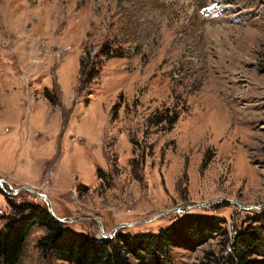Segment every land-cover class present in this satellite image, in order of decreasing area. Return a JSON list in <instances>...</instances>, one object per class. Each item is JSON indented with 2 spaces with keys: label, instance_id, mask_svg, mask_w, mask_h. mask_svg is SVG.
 <instances>
[{
  "label": "rangeland",
  "instance_id": "obj_1",
  "mask_svg": "<svg viewBox=\"0 0 264 264\" xmlns=\"http://www.w3.org/2000/svg\"><path fill=\"white\" fill-rule=\"evenodd\" d=\"M0 178V230L12 202L46 206L27 186L67 237L215 215L225 236L182 233L162 264L224 258L248 226L264 257V0H0ZM45 232L16 264H71Z\"/></svg>",
  "mask_w": 264,
  "mask_h": 264
},
{
  "label": "trees",
  "instance_id": "obj_2",
  "mask_svg": "<svg viewBox=\"0 0 264 264\" xmlns=\"http://www.w3.org/2000/svg\"><path fill=\"white\" fill-rule=\"evenodd\" d=\"M158 119L162 121L164 117ZM12 208L16 214L26 212L27 215L20 220L7 221L0 230V264H16L26 236L35 224L46 230L38 241L42 252L56 253L71 264H132L130 257L141 261L144 254L150 257L152 264H162L167 260L164 257L167 249L177 243L182 233L187 235L181 245L190 241L202 242L214 234H227L222 217L190 214L156 233H117L97 241L87 235L67 237L63 222L53 218L46 206L39 203L12 202ZM261 242L260 232L248 226L233 235L230 251L224 258L206 251L200 264H264V257L258 252Z\"/></svg>",
  "mask_w": 264,
  "mask_h": 264
},
{
  "label": "water",
  "instance_id": "obj_3",
  "mask_svg": "<svg viewBox=\"0 0 264 264\" xmlns=\"http://www.w3.org/2000/svg\"><path fill=\"white\" fill-rule=\"evenodd\" d=\"M2 182H3V179L0 178V188H1V190H2L3 192H5V193H8V194H9V193H12V192H9V191H7V190H5V189L3 188V186L1 185ZM24 189L27 190V191H29L30 193L34 194L36 197L42 199V200L46 203V208H47L48 213H49L53 218H55V219H56L57 221H59V222H65V221H66L65 219L60 218V217H57V216L55 215V213L53 212V209H52V205H51L50 200L48 199V197H47L43 192H40V191L34 190V189H32L31 187H27V186H25ZM217 201H220V200H215V201H211V202H201V203H197V204H185V205H183L182 207H183L184 209H189V208H193V207H200V206H204V205L214 204V203L217 202ZM228 201H229V202H232V203H234V204H236L237 206L242 207L240 204H238L237 202H235V201H233V200H228ZM261 206H262V205H260L259 207H261ZM248 207H250V206H245V208H248ZM180 209H181V207H175V208L169 209V210H167V211H165V212H163V213L170 212V211H179ZM160 215H161V214H160ZM155 217H156V216H155ZM91 219H94V220L99 224L100 231H101V234H102L103 238L108 239V238L113 237V234H114L113 232L105 233V232L103 231V226H102L101 222H100L97 218H91ZM126 225H128V224H126V223L120 224V225L116 226L113 230L115 231V230H117L119 227H121V226H126Z\"/></svg>",
  "mask_w": 264,
  "mask_h": 264
}]
</instances>
